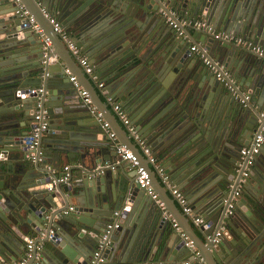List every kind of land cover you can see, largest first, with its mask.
Wrapping results in <instances>:
<instances>
[{
	"label": "water",
	"instance_id": "water-1",
	"mask_svg": "<svg viewBox=\"0 0 264 264\" xmlns=\"http://www.w3.org/2000/svg\"><path fill=\"white\" fill-rule=\"evenodd\" d=\"M20 1L44 35L32 29L16 2L0 0V264H22L31 235L38 238L25 264H92L114 223L119 226L109 234L99 264H264V163L257 166L262 158L252 159L241 198L234 200L246 163L241 151L252 146L264 109V59L203 30L178 36L162 16L173 9L264 47V0ZM44 11L74 27L78 45L208 228L197 229L183 214ZM193 45L238 80L251 98L246 106L192 57ZM70 75L138 157L202 261L136 184L137 171L118 156ZM34 87L44 88L43 96L30 95ZM38 111H46L49 128L32 150L28 141ZM65 163L70 178L62 183ZM255 181L260 189L252 187ZM231 203L230 238L214 243Z\"/></svg>",
	"mask_w": 264,
	"mask_h": 264
},
{
	"label": "built area",
	"instance_id": "built-area-1",
	"mask_svg": "<svg viewBox=\"0 0 264 264\" xmlns=\"http://www.w3.org/2000/svg\"><path fill=\"white\" fill-rule=\"evenodd\" d=\"M13 2H16L19 5L20 11L22 12V16L26 17L29 21V23L32 26V29L38 32L41 35H44L43 29L40 27V25L36 22L33 15L30 14L29 11L26 10L25 6L21 3L20 0H12ZM163 2L164 0H159ZM45 16L49 20L50 24L53 26L54 32L57 33L62 40L65 42L67 49L71 53V55L74 57L75 60L79 63V65L82 67L85 74L91 79V81L96 84L97 88L101 91V94L103 95L104 102L109 105L112 110L115 112L117 117L119 118L120 122L125 126V128L128 130L130 138L133 139V141L136 143V145L140 148L141 152L145 155L149 163L154 167L163 187L168 191V193L171 194L173 199L176 201L177 205L185 214L188 216L194 225V227L202 230L204 227L205 229L209 227L208 224L203 223L200 215L196 214L193 209L191 208L190 202L184 192L175 184V182L172 180V178L169 176V174L166 172L165 168L161 165L160 161L156 158V156L153 153V150L151 147L147 144L146 140L143 139V137L139 134L138 128L135 126V124L131 121L128 113L124 109V107L114 100L113 97L107 94V91H105V82H102L99 78V76L95 72V68L93 64L90 62V60L85 57L80 48L76 45V42L73 40L72 37H70L60 24V22L56 19V17H52L49 14H47L45 11ZM162 16L165 20V22L170 26L172 29L176 31V33L179 36L185 37V30L186 29H193V30H203L206 33L214 36L215 39L225 42V43H233L236 46L246 50L247 52L253 54L258 59H264V47L259 46L255 44L252 40L243 38L241 36H236L231 33L226 32H217L213 26L208 25L204 20L198 19L196 21L187 19L180 15L177 11L173 9H169L168 11H162ZM46 46L48 48H52L51 41L44 37ZM191 52L199 58L203 65L206 67L207 70L211 71L215 77L224 85L225 88H227L234 96H236L240 102L246 106L250 101V95L243 93L240 95L239 87L237 86L233 75L219 62L213 60L207 53L205 49H200L198 46L193 45L191 47ZM70 81L74 84L75 89L78 91L79 95L82 98L83 103L91 110V112L95 115L96 119L99 121L101 128L105 133L110 137V139L116 144L118 148V156L122 159V161L128 162L131 164L132 168L137 171V178H136V184L146 191V193L152 197L154 201H156L159 208L164 212V217L169 219L172 223L173 228L181 234V236L186 240L187 246L191 250V252L195 255V258H197L199 261H202V258L200 256V252L198 251L197 247L194 245L193 241L187 236L185 232L182 231L177 221L173 218L172 214L167 210L165 202L160 198L159 194L156 192L154 187L151 184L149 174L144 166L141 165L140 160L138 157L133 153L132 150L128 149L124 144H122L115 132L112 130L111 124L105 119L103 113L98 109V107L94 104V101L89 93L88 90H86L81 83L78 82L77 77L74 75L70 76ZM45 93L44 88L42 87H36L32 88L29 92L30 95L40 98ZM241 96V97H240ZM36 120V127L32 131V135L30 137V140L28 141V145L30 149L36 150L39 146L40 137L42 134L46 133L49 128L48 119L46 111H38L35 115ZM264 145V109L260 112V127L258 129V132L255 134V138L253 141V144L251 147H246L242 149L241 155L243 158V161L246 163L242 164L243 166V172L242 177L239 181L238 190L235 193L234 200L240 196V189L242 186L246 183V178L249 175V166L252 162V159L259 155ZM35 155L33 156V159L35 160ZM249 160V162H248ZM71 166L67 165L64 167V175L59 179V182L66 183L69 178V170ZM234 207V203H231L226 215V218H228L229 215L232 214V210ZM74 208L71 207L70 211H73ZM121 213L116 212L115 215L119 216ZM225 222L221 225L219 230L217 231L216 237L214 239V243H217L219 239L222 237L224 233H226L225 229ZM119 224L114 223L112 225L108 226V229L106 231V234L103 235V237L100 239L99 247L97 252L95 253L94 260L92 261V264H99L103 262L102 259V252L106 246V243L108 241L109 234L112 230L118 228ZM203 231V230H202ZM211 237H209V240ZM36 239L31 237L29 239H26V258L22 262V264H25L32 258V253L34 250ZM43 244H38L37 249L41 250L43 249Z\"/></svg>",
	"mask_w": 264,
	"mask_h": 264
},
{
	"label": "crops",
	"instance_id": "crops-1",
	"mask_svg": "<svg viewBox=\"0 0 264 264\" xmlns=\"http://www.w3.org/2000/svg\"><path fill=\"white\" fill-rule=\"evenodd\" d=\"M54 13L52 12L51 14H49L50 16H52V17H56V16H54L53 15ZM163 21H164V25H166L165 27H167L168 28V30H172V31H174L170 26H168L167 24H166V22H165V20H164V18H163ZM63 28H64V30H65V32L70 36V37H72L73 38V40L76 42V45L80 48V50H81V52H82V54L85 56V57H87L89 60H90V62L93 64V59L91 58V57H89L88 56V54L84 51V49L83 48H81L79 45H78V43H79V37H78V34L74 31L75 29H74V27H71L70 25H65V27L64 26H62ZM176 33V32H175ZM179 36V35H178ZM45 37V36H44ZM258 45V44H257ZM260 46V45H259ZM263 47V46H262ZM242 49V48H241ZM244 50V49H243ZM246 51V50H245ZM247 52V51H246ZM254 56V55H253ZM192 57H195L194 55H192ZM256 57V56H255ZM195 59H197L198 61H199V59L198 58H196L195 57ZM202 63V62H201ZM203 65V64H202ZM93 66H94V68H95V72H96V74L99 76V78H100V80L102 81V82H105V91H107V94L108 95H110L111 97H113L114 98V93H112V87L111 86H109V85H107V83H106V81H105V78H104V76L102 75V73H100L99 71H98V66L97 67H95V65L93 64ZM97 68V69H96ZM71 76V75H70ZM75 76V75H74ZM234 77V76H233ZM234 80H235V82H236V84H237V86L239 87V89L241 90V92L242 93H245V94H247L246 93V91H243V89L239 86V83H238V80L234 77ZM79 82V81H78ZM72 83V82H71ZM79 83H82L81 81L79 82ZM94 84V83H93ZM74 85V84H73ZM95 85V87L97 88V86H96V84H94ZM97 90H98V94L100 95V97L103 99V101H105L104 100V98H103V95L101 94V91L97 88ZM231 93V92H230ZM233 95V94H232ZM114 100H115V98H114ZM117 101V100H116ZM256 101H257V98H256ZM262 101H263V104H264V98L262 99ZM117 102H119V101H117ZM83 103V102H82ZM120 103V102H119ZM243 105V104H242ZM108 107L112 110V108L108 105ZM88 110H90L89 108H88ZM126 110V109H125ZM91 111V110H90ZM112 112L115 114V112L112 110ZM126 112L128 113V111L126 110ZM92 113V112H91ZM129 114V113H128ZM92 115H94L93 113H92ZM116 115V114H115ZM95 116V115H94ZM117 116V115H116ZM129 116H130V114H129ZM118 118V117H117ZM119 119V118H118ZM119 122H120V120H119ZM121 123V122H120ZM121 125H123L122 123H121ZM264 146V145H263ZM262 152H263V154H262ZM257 157H259L258 159H261L262 158V162H261V160H260V162H261V164L257 161V166L259 167V169L262 167V163H264V147L262 148V150H261V152H260V154L259 155H257ZM67 165H69V163H65L64 164V166H67ZM130 172H131V170H129ZM175 182V181H174ZM175 184L181 189V186L178 184V183H176L175 182ZM259 185H260V182L259 181H255L254 182V184L252 185V187L254 188V189H256V188H258L259 187ZM256 187V188H255ZM242 189H243V186H242V188L240 189V196L236 199V201L237 200H240V198H241V195H242ZM258 189H260V187L258 188ZM182 190V189H181ZM170 194V193H169ZM170 196H171V194H170ZM172 197V196H171ZM173 198V197H172ZM223 222H225L224 223V225H225V227H226V229H225V231H226V233H224L223 235H222V238L225 236V237H227V238H230V236H229V230L227 229V218L223 221ZM173 227V226H172ZM198 229V228H197ZM31 237H33V238H35V239H37L38 238V236H33V235H31ZM25 243H26V241H25ZM24 246H25V251L27 252V248H26V244H24Z\"/></svg>",
	"mask_w": 264,
	"mask_h": 264
},
{
	"label": "bare ground",
	"instance_id": "bare-ground-1",
	"mask_svg": "<svg viewBox=\"0 0 264 264\" xmlns=\"http://www.w3.org/2000/svg\"><path fill=\"white\" fill-rule=\"evenodd\" d=\"M64 42V41H63ZM65 43V42H64ZM67 47V46H66ZM69 51V50H68ZM74 58V57H73ZM71 82V81H70ZM34 88H36V87H34Z\"/></svg>",
	"mask_w": 264,
	"mask_h": 264
}]
</instances>
